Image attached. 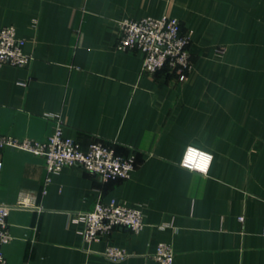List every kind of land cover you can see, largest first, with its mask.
Here are the masks:
<instances>
[{
	"label": "crops",
	"instance_id": "0c3cea01",
	"mask_svg": "<svg viewBox=\"0 0 264 264\" xmlns=\"http://www.w3.org/2000/svg\"><path fill=\"white\" fill-rule=\"evenodd\" d=\"M165 13L191 38L183 78L116 48L122 18ZM6 25L33 59L0 67L2 131L42 140L59 119L137 164L128 178L49 174L42 156L3 149L0 201L31 204L9 213L8 264H161V241L173 264H264V0H0ZM189 146L213 154L206 174L181 165ZM111 199L140 205L145 226L85 241L77 213ZM109 245L129 256L108 259Z\"/></svg>",
	"mask_w": 264,
	"mask_h": 264
},
{
	"label": "built area",
	"instance_id": "2783aa9c",
	"mask_svg": "<svg viewBox=\"0 0 264 264\" xmlns=\"http://www.w3.org/2000/svg\"><path fill=\"white\" fill-rule=\"evenodd\" d=\"M37 24V20H35ZM119 37L116 48L121 51L138 49L142 53L143 73L171 72L183 78L194 67L190 51L191 38L182 29L178 18L163 14L159 17H125L119 21ZM23 39L16 34L14 25L0 29V67L5 63L26 65L33 55L24 52ZM25 85L26 80L18 81ZM14 148L29 151L44 158L50 173L58 172L65 166H81L102 179L128 178L136 169L134 155L118 153L111 143L96 140L83 147L72 137L65 135L63 121L55 120L53 131L42 140L18 137L2 131L0 127V171L3 167L2 151ZM213 154L195 146L187 147L181 165L187 169L206 174L211 166ZM49 179V176L48 178ZM31 206L28 199L14 203L0 201V264H8L3 246L12 239L8 216L13 208ZM83 222L85 241L100 240L115 227H127L139 231L145 226L144 211L140 205H127L114 199L98 200L92 208L77 213ZM264 235V227L262 230ZM104 255L113 261L129 256L127 250L109 245ZM151 258L161 264H173L176 256L172 243L161 241Z\"/></svg>",
	"mask_w": 264,
	"mask_h": 264
}]
</instances>
